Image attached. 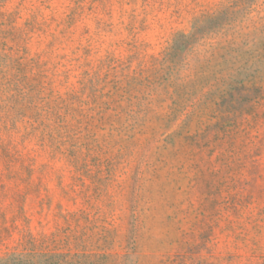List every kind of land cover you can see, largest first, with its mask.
Here are the masks:
<instances>
[{
    "label": "rangeland",
    "instance_id": "374dc122",
    "mask_svg": "<svg viewBox=\"0 0 264 264\" xmlns=\"http://www.w3.org/2000/svg\"><path fill=\"white\" fill-rule=\"evenodd\" d=\"M0 264H264V0H0Z\"/></svg>",
    "mask_w": 264,
    "mask_h": 264
}]
</instances>
